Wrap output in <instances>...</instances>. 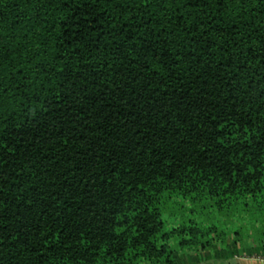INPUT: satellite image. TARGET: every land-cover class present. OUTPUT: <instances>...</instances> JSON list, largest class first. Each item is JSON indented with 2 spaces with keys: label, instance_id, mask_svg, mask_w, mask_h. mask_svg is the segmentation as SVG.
I'll return each mask as SVG.
<instances>
[{
  "label": "trees",
  "instance_id": "trees-1",
  "mask_svg": "<svg viewBox=\"0 0 264 264\" xmlns=\"http://www.w3.org/2000/svg\"><path fill=\"white\" fill-rule=\"evenodd\" d=\"M262 226L264 0H0V264L230 262Z\"/></svg>",
  "mask_w": 264,
  "mask_h": 264
},
{
  "label": "rangeland",
  "instance_id": "rangeland-1",
  "mask_svg": "<svg viewBox=\"0 0 264 264\" xmlns=\"http://www.w3.org/2000/svg\"><path fill=\"white\" fill-rule=\"evenodd\" d=\"M166 207H168V210L165 212V219L169 220L170 222L174 221V219H176L177 217L181 218V216L182 217L185 216L186 219L190 218V219L197 220L198 222H200V221L205 222L206 224H215L219 227L220 230H225L226 229L225 227H227L226 221L231 220L230 213H228V212L220 213V212L215 211L213 209H208V210L198 209L196 212H192L191 207L189 205L185 208H182L181 203L178 205V204H175L173 202L168 203ZM235 218L238 219V216ZM231 225H232V223H231ZM231 227L232 226H230V228ZM233 227H234V224H233ZM263 229H264V226L258 227V229L256 230V236L257 237L262 234ZM205 253L207 254L206 257L207 256H210V257L217 256L216 250H213V251L210 250L209 252L206 251ZM245 256L246 255H240L238 257H245ZM182 258L183 259H180V262L184 263V262H186V258H190V257L188 256L186 258H184V257H182Z\"/></svg>",
  "mask_w": 264,
  "mask_h": 264
},
{
  "label": "crops",
  "instance_id": "crops-1",
  "mask_svg": "<svg viewBox=\"0 0 264 264\" xmlns=\"http://www.w3.org/2000/svg\"><path fill=\"white\" fill-rule=\"evenodd\" d=\"M206 251L200 250L196 253H193L194 258L190 261L186 259V262L183 264H264V259L261 257H236L234 260L230 262L222 261L218 257H206ZM189 254L188 252H181V255Z\"/></svg>",
  "mask_w": 264,
  "mask_h": 264
},
{
  "label": "built area",
  "instance_id": "built-area-1",
  "mask_svg": "<svg viewBox=\"0 0 264 264\" xmlns=\"http://www.w3.org/2000/svg\"><path fill=\"white\" fill-rule=\"evenodd\" d=\"M262 259H264V257H261Z\"/></svg>",
  "mask_w": 264,
  "mask_h": 264
}]
</instances>
